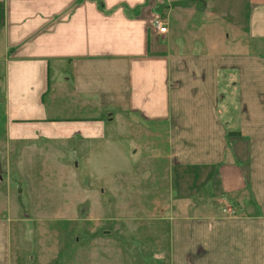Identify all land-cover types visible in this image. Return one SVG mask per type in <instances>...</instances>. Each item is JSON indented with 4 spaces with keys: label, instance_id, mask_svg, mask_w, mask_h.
I'll list each match as a JSON object with an SVG mask.
<instances>
[{
    "label": "crops",
    "instance_id": "1",
    "mask_svg": "<svg viewBox=\"0 0 264 264\" xmlns=\"http://www.w3.org/2000/svg\"><path fill=\"white\" fill-rule=\"evenodd\" d=\"M79 166L167 264H264V0H0V264Z\"/></svg>",
    "mask_w": 264,
    "mask_h": 264
},
{
    "label": "rangeland",
    "instance_id": "2",
    "mask_svg": "<svg viewBox=\"0 0 264 264\" xmlns=\"http://www.w3.org/2000/svg\"><path fill=\"white\" fill-rule=\"evenodd\" d=\"M208 38L217 41L215 46L218 48L225 47L219 36L214 34ZM108 155L109 151L105 150V158ZM35 157L40 158L38 155ZM29 169L37 172L36 166H30ZM75 175L78 180L75 182L73 200L69 204L70 197L66 196L64 179L59 181L55 176V182H48L49 186L45 189L36 182V190L28 197L29 205L25 207L30 213L26 223L34 217L32 210L41 212L37 222L34 220L33 224L25 228L13 230L12 253L16 264H167L163 253L165 245L157 236H153L155 230L152 233L149 227H143L146 224L136 218L140 217V213L121 211L123 208L119 200L122 199V205L126 204V200L128 203L127 186L130 180H125V192L117 191L119 197L113 198V191L101 195L102 182L91 175L82 174L81 166ZM81 178L88 179V190L83 187V193ZM166 185L167 179L164 178L158 191L154 192L157 198L165 200ZM176 185L177 181L170 179L171 192H176ZM109 190H113L111 182ZM120 195H123L122 198ZM148 201L147 196L145 202ZM71 203L74 209H71ZM14 235L18 239L13 240ZM21 235L24 238L22 242L19 241ZM31 257L33 262L27 260Z\"/></svg>",
    "mask_w": 264,
    "mask_h": 264
},
{
    "label": "built area",
    "instance_id": "3",
    "mask_svg": "<svg viewBox=\"0 0 264 264\" xmlns=\"http://www.w3.org/2000/svg\"><path fill=\"white\" fill-rule=\"evenodd\" d=\"M153 26L157 30L158 33L165 32V26L163 25V22L159 18H155L153 20Z\"/></svg>",
    "mask_w": 264,
    "mask_h": 264
}]
</instances>
